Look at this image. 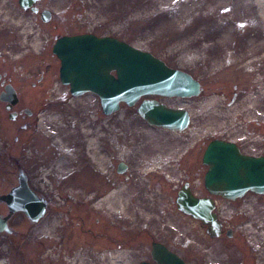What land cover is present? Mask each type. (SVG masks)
I'll return each instance as SVG.
<instances>
[{
  "label": "rangeland",
  "instance_id": "1",
  "mask_svg": "<svg viewBox=\"0 0 264 264\" xmlns=\"http://www.w3.org/2000/svg\"><path fill=\"white\" fill-rule=\"evenodd\" d=\"M249 1L39 0V11L51 12L50 19L43 21L39 12L23 9L18 0H0V71L6 73L18 98H45L40 116L54 117L43 125L51 127L43 129L47 134L57 135L58 128L64 129L60 134L77 132V124L70 122L76 118L94 126L92 111L101 107L97 95L72 96L60 82V63L52 44L64 34L90 32L122 39L188 72L201 85L196 96H149L189 111L190 122L181 132L147 124L136 111L138 103H121L117 112L102 118L106 136L112 132L118 138V147L113 146L118 160L127 164L125 170L111 173L112 177L124 184L141 181L150 196L159 200L153 212H137L134 220L91 207V191L98 195L110 185L105 174L91 181L87 170L68 179L74 166L71 160L67 168L51 170L58 147L69 143L72 148L70 142L64 139L55 144V135L50 133L43 134L51 144L47 157L38 148H27L24 158L30 161L25 162V171L29 173L33 166L38 172L30 186L50 192L47 196L64 205L67 213H57L50 233L24 223L12 234L0 233L3 264H58L52 257H64L71 248L105 246L131 253L128 261L115 264H136L152 261V241L162 242L189 264H224V236H211L208 226L180 212L175 197L185 181L197 196L206 195L203 176L207 166L202 154L211 139L234 141L247 154L264 155V18ZM227 19L232 21L224 25ZM43 69L45 74L38 82ZM4 135L0 133V152L15 153L16 144ZM14 171L8 169L9 179ZM1 173L0 177L5 176ZM44 232L47 242L32 241ZM257 250L264 259V244Z\"/></svg>",
  "mask_w": 264,
  "mask_h": 264
},
{
  "label": "water",
  "instance_id": "2",
  "mask_svg": "<svg viewBox=\"0 0 264 264\" xmlns=\"http://www.w3.org/2000/svg\"><path fill=\"white\" fill-rule=\"evenodd\" d=\"M36 1L18 0V3L27 9ZM30 9L34 12L38 10L37 7ZM50 17V10L41 11L43 21H48ZM52 52L59 59V79L68 86L70 94H96L105 115L119 110L121 103L127 106L138 103L137 113L151 126L178 132L188 126L190 114L187 109L172 107L148 97L198 95L200 83L188 72L170 67L151 52L122 39L90 32L57 37ZM17 98L11 84H6L0 92V101L14 104ZM202 163L207 166L203 182L210 194L223 198H236L246 192L264 195V155L245 154L235 142L214 138L205 147ZM124 168L120 163L119 171ZM20 180L17 189L28 191L26 182ZM175 203L183 214L206 224L211 236H219L221 224L211 197L197 196L189 181H185L177 192ZM5 228V221L0 217V232ZM151 257L154 263L143 261L140 264H189L160 242L152 244Z\"/></svg>",
  "mask_w": 264,
  "mask_h": 264
},
{
  "label": "flooded vegetation",
  "instance_id": "3",
  "mask_svg": "<svg viewBox=\"0 0 264 264\" xmlns=\"http://www.w3.org/2000/svg\"><path fill=\"white\" fill-rule=\"evenodd\" d=\"M38 2L39 0L32 3L30 7H37L36 4ZM43 9L44 8L41 10ZM41 10L39 11L38 8L36 12H39L38 16L40 19ZM40 73L37 80L38 82H40L44 76L45 69ZM9 83L10 81L6 73L0 71V92H2L4 86ZM34 84L35 83L32 82V85ZM71 99L73 98H68V100ZM45 102V98H17L14 104H10L8 101H0L2 106V110H0V133H4V136H8L10 141H12L14 145L16 144L17 148L15 153L9 155L5 152H0V172L5 174V176L0 177V217L5 221L6 225V228L0 233L12 234V232L18 230L23 223L26 226L43 228V230H46L43 227L46 221L54 219L57 213H63L64 211L67 213L64 205L62 206L59 202L58 204L55 203L47 196L50 192L34 189L30 186L29 181L32 178H37V169L34 171L35 168L30 166L29 168H32L30 172L28 173L25 171V167L27 166L25 162L30 161L24 158V153L27 148H38L44 152L45 157L48 156L51 150V144L42 132L45 127L47 129L51 128L50 126H43L44 124L47 125L50 115L47 113L45 118L40 116L43 113V103ZM92 113L96 115V119L97 117L101 119L99 123L98 119H95L97 124L95 123L91 128L93 133L94 130H98L97 133H94L97 138L95 146L97 147V152L105 156L108 167L107 171L112 174L119 173L120 163L125 166L123 169L125 170L127 164L120 162L114 151V149L118 147V138L113 135L112 132L108 133V136H106L107 133L105 134L102 129V118L104 116L102 108L100 107L98 112L92 111ZM110 129L111 131L113 130L112 127ZM70 130H72V128H70ZM60 135L63 140L65 139L67 140L66 142H70L74 150V157L71 159L74 166L72 167L73 169L67 173L66 177L68 179H70L69 176H74V174L83 175L87 170L89 171L91 181H95V179H98L100 176H104V173H101L94 165L89 163L85 156V149L81 143L80 136L77 133L66 132ZM114 145L115 148L113 147ZM31 151L33 150L31 149L30 153ZM42 165V163L39 164V166ZM9 168H13L16 171L13 172L11 179H9L8 176ZM20 179L26 182L29 190L13 192L14 189L20 185ZM71 181L73 180L71 179ZM91 193L95 194L94 191H91ZM60 194L61 193H58L57 195ZM9 195L12 197L7 199L6 197ZM203 196L212 198L214 211L221 224L219 236H224V241L222 243L225 254L224 264H264V259L261 258V252L257 250L260 244H264V195L255 192H246L236 198H223L220 195L210 194L206 190V195ZM24 208L29 210L32 215L30 216ZM220 214H223V218ZM62 226L63 225L59 226V228ZM204 226L207 227L206 224H204ZM34 235H36V233ZM49 240L52 242L54 237ZM32 241L36 244L45 243L48 241V237L44 232L42 235L36 236ZM154 242L159 241L151 242L150 257L152 244ZM149 262L154 263L153 260Z\"/></svg>",
  "mask_w": 264,
  "mask_h": 264
},
{
  "label": "bare ground",
  "instance_id": "4",
  "mask_svg": "<svg viewBox=\"0 0 264 264\" xmlns=\"http://www.w3.org/2000/svg\"><path fill=\"white\" fill-rule=\"evenodd\" d=\"M227 1L232 2L235 0ZM246 1L247 4L248 0ZM249 2L255 5L257 13L260 15V17L264 18V0H250ZM211 16L213 17V15ZM229 20L230 22L232 21L231 19H227L223 22V24L225 25ZM50 119L53 120L54 117H49L48 120L51 121ZM70 122L77 124L78 126L75 127V129L77 128V132L75 133L80 136L81 143L83 144V147L85 149V156L88 159L89 163L94 165L98 171L104 173L108 177V184H110L100 194H91V196L88 197L90 198V200H92L90 201L92 203L91 207H102V209H104V211H106L109 215H117L119 216V218L130 220L131 218H133V220L136 218L135 215L137 212H153V207H157V203L159 200L158 198L150 196L147 191L148 188L143 182L136 181V183H134L132 182V180H129L128 183L124 184L123 182L116 181V179L112 177V174H109V172L107 171L108 167L105 161V156L97 152V147L95 146L97 138L95 137L94 133H97L98 130H94L93 133L91 122L88 120H84V122H82V118H76L75 120H72ZM64 128L66 129V127ZM61 130L64 129L58 128V130L56 131L57 135L51 132L48 133H51V135H55L56 139H52L55 144H60L63 142L62 136L59 133ZM42 132L45 135L47 134V132H45L44 130H42ZM68 146L69 143H64L63 145L58 147L59 155L57 159H55L54 167L51 170H57V168H64L65 166L67 168L70 165V160L74 157V150ZM20 190L21 189H17L16 187V190H14L13 192H17ZM95 195L97 196V198H94ZM54 221L55 219L45 222L46 224H44L43 227L47 230V233H50L51 227H53V224L55 223ZM64 254V257H60V255L53 256L52 260L57 261L58 264H115L118 261L126 262L131 257V253H129L128 250L120 249L114 246H105L102 248H97L95 250L71 248ZM3 263L4 261L1 260L0 264Z\"/></svg>",
  "mask_w": 264,
  "mask_h": 264
}]
</instances>
